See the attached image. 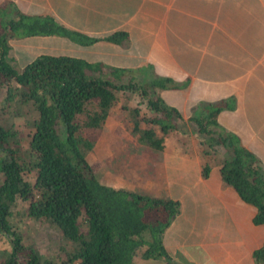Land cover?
<instances>
[{"label": "trees", "instance_id": "1", "mask_svg": "<svg viewBox=\"0 0 264 264\" xmlns=\"http://www.w3.org/2000/svg\"><path fill=\"white\" fill-rule=\"evenodd\" d=\"M33 35H59L81 45L98 40L126 44L128 40L124 30L90 36L51 14L24 13L9 0L0 4L3 99L15 109L27 105L35 110L26 120V147L20 129L10 117L0 115V238L4 245L0 264L54 262L41 258L11 219L17 199L29 200L27 214L58 232V264H131L138 252L144 258L163 257L176 264L164 246L163 233L179 212L180 201L105 183L95 175L87 156L118 96L128 91L140 96L137 104L124 106L132 132L139 141L162 149V135L177 129L181 118L160 94L161 89L172 87L173 79L145 76L140 80L134 68L68 54L41 53L15 67L8 59L10 39ZM141 103L150 114L140 111ZM221 107L208 104L202 114L188 120L200 133L202 152L219 159L222 182L256 207L254 223H264V165L235 134L220 127L216 116ZM141 121L156 125L162 134L157 135L154 126L141 127ZM209 168L208 163L203 165L204 177ZM25 173L33 179L25 178ZM252 254L258 264H264V240Z\"/></svg>", "mask_w": 264, "mask_h": 264}, {"label": "crops", "instance_id": "2", "mask_svg": "<svg viewBox=\"0 0 264 264\" xmlns=\"http://www.w3.org/2000/svg\"><path fill=\"white\" fill-rule=\"evenodd\" d=\"M9 1L24 13L51 14L90 36L126 31V44L98 40L81 45L59 35L24 38L39 44L37 54L134 68L137 78L170 76L172 87L160 94L181 114L178 131L187 136L188 125L195 127L188 118L219 104L220 127L264 165V0ZM195 140L194 149L180 145L159 153L163 187L154 193L180 201L163 233L167 252L176 264H258L252 253L264 240V223L253 222L256 207L222 182L221 164L198 150ZM206 163L210 168L204 177ZM131 264L169 263L136 254Z\"/></svg>", "mask_w": 264, "mask_h": 264}, {"label": "rangeland", "instance_id": "3", "mask_svg": "<svg viewBox=\"0 0 264 264\" xmlns=\"http://www.w3.org/2000/svg\"><path fill=\"white\" fill-rule=\"evenodd\" d=\"M10 43L12 48L8 59L11 64L18 68L37 56V52L41 49L38 46L39 44L34 43L33 39L29 38H13ZM5 91L6 85L2 84L0 86V115L2 117H10L16 127L20 129L21 142L26 147L29 140V128L26 120L35 114V110H31L27 105L15 109L16 106L13 103L6 102L3 99ZM121 95L118 96L119 99L114 104L110 117L99 131L96 141L87 156L93 172L101 181L113 186L123 185L121 187L128 186L132 189L154 194V192L158 189L160 191V188L163 187L160 181L162 164L159 153L165 150L175 151L180 145H182L181 147L185 146V149H194L193 141L195 139L197 141V149L202 151L203 147L199 149L201 136L200 133L194 132L193 125H188L187 136L177 129L170 130L167 134L162 135V149L150 147L148 144L139 141L137 134L132 132L126 118L128 109L124 108L126 105L137 104L140 96L137 92L130 91ZM169 101L173 100L170 99ZM173 102L175 103V101ZM140 111L146 114L151 113L145 103L140 104ZM17 112L18 114H15ZM149 125L151 124L144 121L140 122L141 127ZM151 126L156 128L155 132L157 135L162 134L156 125L152 124ZM188 139L190 141L189 144L187 142ZM259 145L262 147L261 144ZM259 149L261 148L259 147ZM217 150L218 152L223 151L221 148ZM209 154L215 162L219 160L215 154ZM102 155L107 157L99 160ZM24 176L27 179H33L30 173H25ZM28 204L29 200L17 199L12 207L11 219L19 226L18 229L23 232L25 241L36 247L41 258L45 257L50 261H54L52 264H58L59 243H61L59 234L48 224L30 217L27 214ZM2 242L0 238V248L4 246ZM137 254L139 255V252Z\"/></svg>", "mask_w": 264, "mask_h": 264}]
</instances>
